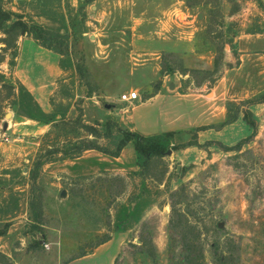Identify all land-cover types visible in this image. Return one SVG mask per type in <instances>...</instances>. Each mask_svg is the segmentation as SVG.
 I'll return each instance as SVG.
<instances>
[{"label":"rangeland","instance_id":"374dc122","mask_svg":"<svg viewBox=\"0 0 264 264\" xmlns=\"http://www.w3.org/2000/svg\"><path fill=\"white\" fill-rule=\"evenodd\" d=\"M154 1L0 0L2 9L10 14L8 21L0 20V39H7V44L0 40V233H5L0 237V264H90L89 257L85 262H78L90 256L107 236H115L119 242L120 253L114 259L118 264H186L181 238L169 224L170 195L182 185L187 186L188 209L194 215L191 221L197 223L203 233L206 264H213L211 244L222 242L228 236L240 247L239 264H264V140L260 142L256 138L263 124L256 120L257 133L252 138L253 130L246 125V129L242 126L230 128L221 140L203 142H220L233 147L244 141L246 144L241 151L225 152L216 144L202 149L192 146L175 150L173 146L192 141L198 131L174 135L170 140L174 145L163 159L168 173L160 184L149 179L144 181L136 161L127 164V171H119L114 161L105 155L81 161L75 160L78 157L64 155L78 139L87 136L78 128L79 124L93 126L102 134L108 122L119 125L114 119L100 123V117L107 113L105 106L110 104L109 100L99 92H89L78 72L88 88L87 94L82 97L80 91L76 96L79 89L73 82L74 86L66 92L72 97L69 107H73V113L58 111L60 119L41 113L31 96L18 90V85L11 80L10 66L17 51V40L22 35L18 34V29H10L13 23L22 21L29 35L38 36L40 42L60 51L64 66H76L80 62L88 70L85 44L90 43L89 34L105 32L103 27L110 26L111 20L118 23L127 19L126 16L101 18L99 10L102 15L110 10L130 16L139 11L150 14L157 9ZM195 1L182 0L181 9L166 13L161 10L160 15L176 17L184 23L186 15L191 17L195 13L199 24L205 27L206 36L215 45L216 55L217 43H228L237 52L238 29L235 27L227 33L225 18L227 13L240 10L247 0ZM170 4L163 7L173 10ZM196 7L206 9L204 19L198 14L201 12L195 11ZM211 13L214 15L212 22ZM188 77V83L181 88L185 92L193 91L194 86L200 90L206 85L209 89L218 81L213 85L207 81L196 86L193 78ZM190 81H193L191 89L188 88ZM95 85L98 91L100 87ZM263 97L264 91L250 99ZM248 100L229 104L228 117L242 107H249ZM6 124L7 130L4 129ZM213 128L219 131L222 126ZM207 130L199 131L203 138L208 135ZM112 132L115 137L102 138L99 144L114 150L119 134L114 128ZM88 138L95 140L91 136ZM38 161L42 165L33 183L31 175ZM88 163H97L100 170L86 177L68 175L69 170L77 171ZM106 167L111 170L104 171ZM163 170L164 165H159L155 169L156 176L160 177ZM39 196L43 198L45 214L42 231L31 227L30 202ZM143 224L153 238L156 258L142 251L140 239L147 234L143 232ZM196 235L195 232L193 237ZM116 245L110 246V254L117 251ZM108 256L103 251L97 259L94 257L102 264H111Z\"/></svg>","mask_w":264,"mask_h":264},{"label":"crops","instance_id":"0c3cea01","mask_svg":"<svg viewBox=\"0 0 264 264\" xmlns=\"http://www.w3.org/2000/svg\"><path fill=\"white\" fill-rule=\"evenodd\" d=\"M181 2L182 0H155L153 4H157L156 10H152L150 14L144 11L133 12L132 16L115 14L112 10L105 11L102 15V10H99L101 18H127L126 21L118 23L109 21L110 26L103 27L105 32L89 34L90 43L85 44V64L93 81L100 87L94 94L99 92L110 103L105 106L107 113L100 117V123L114 119L121 127L144 136L165 133L176 135L208 127L205 138L201 131L197 133L198 142L203 144L204 141L221 140L235 126L246 129L244 111L248 109L254 119L263 124L256 137L261 142L264 140V103L242 107L235 122L222 125L228 119L229 104H240L264 91V0H247L240 10L226 14L227 33L235 27L238 29L237 52L228 43L225 44L223 68L217 84L209 89L203 85L200 90L194 86L195 89L189 92L181 89L184 83H188V75L175 72L162 77V54L174 52L181 55L189 68L212 70L216 48L206 36L205 27L199 24L197 14H191V17L186 15L185 24L176 17L160 15L161 10L166 13L181 9ZM169 3H172L170 5L173 10L163 7ZM204 10V7L195 8L196 12H201L198 14L203 19ZM146 14L150 20H147ZM16 49L10 73L11 80L18 85V90L27 92L33 104L44 115H56V119L61 118L56 113L58 111L71 115L73 107L69 106L72 97L66 94L68 88L73 87L75 82L79 89L76 96L81 91V96L84 97L88 91L77 74L75 64L64 66L63 55L44 47L28 33L19 37ZM113 49L114 52H111ZM159 80V90L153 94V85ZM190 86H193V81L189 82V89ZM131 90H137L140 99L126 107L128 103L122 102L120 95ZM98 114L100 116V112ZM215 126H222V129L217 131L211 128ZM101 155L104 154L89 150L77 156L78 158L75 157V160H91ZM110 158L118 166L117 170L127 171V164L137 159L134 144L127 145L120 157ZM96 164L88 163L73 172L69 170L68 175L89 176L100 170ZM108 170L111 168L104 169ZM116 240L115 236L111 237L107 243L96 247L90 256L83 257L78 263L87 261L89 257L88 259H92L90 264H102L95 257L97 259L105 251L109 254V262L115 264L114 259L120 253L119 242ZM112 244H117V251L110 254Z\"/></svg>","mask_w":264,"mask_h":264},{"label":"trees","instance_id":"16d2710c","mask_svg":"<svg viewBox=\"0 0 264 264\" xmlns=\"http://www.w3.org/2000/svg\"><path fill=\"white\" fill-rule=\"evenodd\" d=\"M190 1V0H188ZM192 2H196L195 0H191ZM210 3V2H209ZM234 12V11H233ZM232 12V13H233ZM10 19V14L6 12L0 6V20L1 21H8ZM214 20V15L211 13V22ZM10 29H18V34H25L28 33L27 25L22 21H17L10 26ZM211 34V31H208ZM35 39L39 41V37L35 36ZM1 42L7 44L6 38H1ZM40 42V41H39ZM46 48L52 49L58 53H61L54 47L48 45L47 43L40 42ZM217 55L215 57L214 69L212 70H205V69H196V68H189L185 65L184 60L179 54L174 52H164L162 54V61H161V74L162 77L173 74L175 72H179L182 75H189L193 78L196 83V86H202L207 81L213 85L221 76V71L223 68V60H224V44L217 43ZM77 72L81 75L82 79L85 80L86 84L89 87V92L96 91V83L93 81L90 72L86 69V67L82 63H76ZM202 74V77L199 76ZM161 84V80L157 82L155 88L153 89V94L159 90V86ZM23 92L24 90L21 89ZM264 97L260 100L249 99L247 105H254L257 103L263 102ZM239 111L236 110L229 116L226 124H231L238 119ZM244 120L246 124L253 130L251 138L256 135L257 133V123L254 119V116L250 110L244 111ZM106 130L102 134L100 130L93 126H88L84 124H79L78 128L84 130L87 133V136L80 138L77 144L72 146V148L65 152L64 155L66 156H73L77 157L82 153L95 150L104 155L118 158L121 155L123 149L133 143L135 146L136 151V163L137 166L141 169L140 177L146 181L151 180L162 184L165 180V177L168 173V166L163 162L164 157L166 156L168 150L172 147V142L170 140L173 139L174 133H165L161 135H154V136H144L138 132H131L125 128H122L118 124L108 122L106 124ZM116 129L119 138L116 140L115 138V149L111 150L107 147L102 146L99 144V140L102 138L105 139H112L114 136L112 129ZM213 128V127H211ZM209 129L208 127L198 128L197 131H204ZM88 136L94 137L95 140H90ZM218 145L220 146L225 152H232V151H241L242 145L246 144V142H240L236 146L227 147L221 144L220 142H206L205 144L201 145L198 142L197 134L194 135L192 141L173 146L172 148L176 149H184L188 147H198L202 149L203 147H209L211 145ZM164 165V170L160 177H157L155 174V169L159 165ZM42 163L40 161L35 163V170L32 171L31 181L34 183L38 179L39 169ZM34 185V184H33ZM171 200V214L169 218V224L172 229L180 236L183 247L185 248L186 255L185 260L186 264H206L205 262V253H204V240L202 239V232L198 227L197 223L191 221V217L194 216L191 212H189L190 207V200L189 195H187V186L182 185L177 191L173 192L170 195ZM184 207V209H182ZM30 209L33 215V223L32 228L33 230L42 231L44 227V208H43V198L39 196V198H33L30 202ZM146 231V236L140 239L142 244V251L147 253L152 258H156L157 251L153 241L152 236L147 230V225L143 224V232ZM196 232V236L193 237L194 233ZM5 233H0V237L3 236ZM110 240V237L107 236L104 240L98 243V247L107 243ZM211 249L213 252V264H239L241 261L240 255V247L236 240L228 236L222 242H215L211 244ZM82 257V256H81ZM118 264V260L115 262Z\"/></svg>","mask_w":264,"mask_h":264},{"label":"built area","instance_id":"2783aa9c","mask_svg":"<svg viewBox=\"0 0 264 264\" xmlns=\"http://www.w3.org/2000/svg\"><path fill=\"white\" fill-rule=\"evenodd\" d=\"M137 99H140V94L137 90H131L121 95L122 102H125L128 104L134 102V100H137ZM46 248H48V245H46Z\"/></svg>","mask_w":264,"mask_h":264},{"label":"water","instance_id":"95a60500","mask_svg":"<svg viewBox=\"0 0 264 264\" xmlns=\"http://www.w3.org/2000/svg\"><path fill=\"white\" fill-rule=\"evenodd\" d=\"M9 117V116H8ZM4 129L5 130H7L8 129V125L6 124L5 126H4ZM169 153H170V151H169ZM64 195H65V192H64ZM220 227H223V225L221 224V226Z\"/></svg>","mask_w":264,"mask_h":264}]
</instances>
